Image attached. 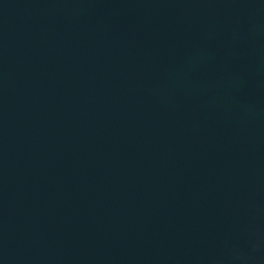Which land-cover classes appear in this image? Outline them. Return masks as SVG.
<instances>
[{"label": "water", "instance_id": "water-1", "mask_svg": "<svg viewBox=\"0 0 264 264\" xmlns=\"http://www.w3.org/2000/svg\"><path fill=\"white\" fill-rule=\"evenodd\" d=\"M0 264H264V0H0Z\"/></svg>", "mask_w": 264, "mask_h": 264}]
</instances>
